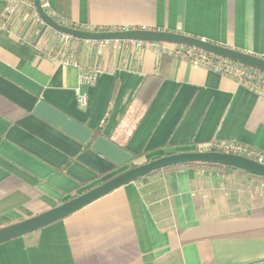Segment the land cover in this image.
<instances>
[{"label":"crops","instance_id":"crops-1","mask_svg":"<svg viewBox=\"0 0 264 264\" xmlns=\"http://www.w3.org/2000/svg\"><path fill=\"white\" fill-rule=\"evenodd\" d=\"M8 1L0 0V228L131 165L211 142L264 154V97L251 87L170 45L98 55L77 43L79 66H68L47 25L2 26ZM47 2L55 20L82 30L166 31L264 56V0ZM81 66L100 70L93 85L81 83ZM0 264H264V182L200 168L162 172L1 244Z\"/></svg>","mask_w":264,"mask_h":264},{"label":"water","instance_id":"water-1","mask_svg":"<svg viewBox=\"0 0 264 264\" xmlns=\"http://www.w3.org/2000/svg\"><path fill=\"white\" fill-rule=\"evenodd\" d=\"M35 8L45 25L55 32L81 41H140L152 44H166L201 51L244 68L256 70L264 74V59L262 57L232 50L221 45L202 39L178 33L144 30L122 29L114 31H88L66 26L43 9L41 0H34ZM202 163L222 165L236 169L264 179V165L246 157L219 152H183L157 158L142 165L129 169L110 179L102 185L73 197L72 199L46 211L40 215L26 219L19 223L0 228V245L27 234L36 232L44 227L67 218L88 205L107 196L113 191L130 183L147 177L153 173L173 167Z\"/></svg>","mask_w":264,"mask_h":264},{"label":"built area","instance_id":"built-area-1","mask_svg":"<svg viewBox=\"0 0 264 264\" xmlns=\"http://www.w3.org/2000/svg\"><path fill=\"white\" fill-rule=\"evenodd\" d=\"M41 4L43 9L50 15L51 17L55 18V15H51L49 13V4L47 0H41ZM30 21H34L36 24L39 25H45L44 22L41 20L35 5L34 0H9L6 4L2 14H1V22L3 27H7L8 25L13 24H24L27 25ZM58 21V20H56ZM62 23V21H58ZM63 24V23H62ZM46 26V25H45ZM88 31H110V30H104V29H84ZM114 31V30H112ZM61 41L63 44L60 46V48L57 50V56L62 59L64 64L68 66L72 65H78V62L75 60V50L71 49L70 43H82L87 49L88 53H91L92 51H95L98 55L104 54L107 50H121L125 47H130L134 49H141L144 46L151 45L152 43H146V42H140V41H81V40H74V38L62 35L60 36ZM166 45V44H161ZM171 46V45H170ZM176 47V46H174ZM175 54L192 59L193 61L197 63H202L212 69H214L217 72L223 73L225 75L231 76L234 79H236L238 82L245 84L249 87H251L253 90L258 92L262 97H264V80L263 85L259 84H252L251 81H247L245 79V71L237 66H233L230 64L231 62H228L226 60L214 62L212 59H209L205 53H202L201 55L195 56L193 51H183L182 49H175ZM264 59V56L262 57ZM236 65V64H235ZM81 77L80 81L83 85L91 86L95 83L97 80L98 74L100 72L99 69H93L88 66H81ZM79 93V91H78ZM78 103L82 106L87 104L86 97L82 95H78ZM205 151L201 152H219V153H225V154H233L237 156L246 157L248 159L254 160L260 164L264 165V154L262 152H259L257 150L251 149L250 147L236 144V143H222V142H211L206 145H204Z\"/></svg>","mask_w":264,"mask_h":264},{"label":"trees","instance_id":"trees-1","mask_svg":"<svg viewBox=\"0 0 264 264\" xmlns=\"http://www.w3.org/2000/svg\"><path fill=\"white\" fill-rule=\"evenodd\" d=\"M73 28H77V29H80L79 27H75V26H71ZM104 30H108V29H104ZM57 35L60 37L61 34H58ZM76 40V39H74ZM176 48L179 50V49H182L183 51H186V52H189V51H193L194 55L197 56V55H201L203 52L201 51H198V50H194V49H189V48H184V47H178L176 46ZM206 56L209 58V59H212L214 62H219V61H223L225 62L223 59H220V58H217L215 56H212V55H208L206 54ZM233 65V63H230ZM233 66H237V65H233ZM240 67V65H239ZM242 68L244 71H245V79L247 81H251L252 84H259V85H263V80H264V74L263 73H260L256 70H252V69H248V68H244V67H240ZM135 165H131V167L129 169H132L134 168ZM185 168H200V169H209V170H215V171H221V172H239V173H243V174H246L254 179H257V180H260L262 182H264V179L261 178V177H258V176H254V175H251V174H248V173H245V172H242V171H239V170H236V169H232L230 167H226V166H222V165H211V164H202V163H194V164H188V165H183V166H178V167H173V168H170V169H165V170H162V171H159V172H156V173H153L147 177H144L140 180H138L137 182H142V181H147L151 178H153L154 176L162 173V172H167V171H172V170H176V169H185Z\"/></svg>","mask_w":264,"mask_h":264},{"label":"rangeland","instance_id":"rangeland-1","mask_svg":"<svg viewBox=\"0 0 264 264\" xmlns=\"http://www.w3.org/2000/svg\"><path fill=\"white\" fill-rule=\"evenodd\" d=\"M55 44H56V46H57L58 49L60 48L59 46H61L63 44V42L61 41V38L60 37H59V39L56 40ZM70 47H71V49L73 47V49L75 51H78V49H79V46H77V44L76 43H73V42L70 43ZM174 49H177V48L174 47Z\"/></svg>","mask_w":264,"mask_h":264}]
</instances>
